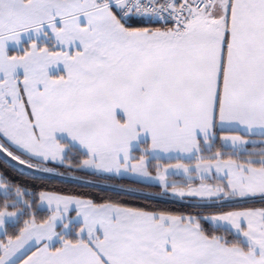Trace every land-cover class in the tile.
<instances>
[{"label": "snow or ice", "instance_id": "obj_1", "mask_svg": "<svg viewBox=\"0 0 264 264\" xmlns=\"http://www.w3.org/2000/svg\"><path fill=\"white\" fill-rule=\"evenodd\" d=\"M0 264H264V0H0Z\"/></svg>", "mask_w": 264, "mask_h": 264}]
</instances>
